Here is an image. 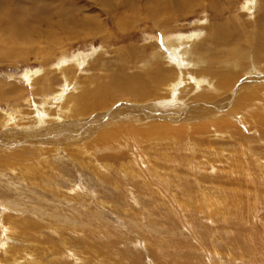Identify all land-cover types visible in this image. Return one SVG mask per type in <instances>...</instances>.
Segmentation results:
<instances>
[{"label":"rangeland","instance_id":"obj_1","mask_svg":"<svg viewBox=\"0 0 264 264\" xmlns=\"http://www.w3.org/2000/svg\"><path fill=\"white\" fill-rule=\"evenodd\" d=\"M140 1L0 0V47L26 52L0 53V264H264V0H201L165 25ZM169 35L197 40L172 44L181 68ZM96 85L101 108L81 112Z\"/></svg>","mask_w":264,"mask_h":264},{"label":"bare ground","instance_id":"obj_2","mask_svg":"<svg viewBox=\"0 0 264 264\" xmlns=\"http://www.w3.org/2000/svg\"><path fill=\"white\" fill-rule=\"evenodd\" d=\"M137 2L138 3V6H139V4H140V0H132V2ZM201 0H148L147 1V5L146 6H148V7H146L145 8V11L143 10V13H140L139 12V14L141 15V16H144L145 14V16L143 17V18H147V20L150 18V19H152V20H154V22H155V25H165L167 22L168 23H173L174 24V22H176L177 21V19L179 18H181L182 16H185V15H187V13H189L190 11H191V9H188L187 8V6H195V5H198L199 4V2H200ZM214 1V0H213ZM209 2H210V4L212 3L210 0H209ZM217 3V2H216ZM203 5H204V3H203ZM209 5V4H208ZM218 5V4H217ZM152 6L153 7H155V8H158V9H163L162 11H160V10H158V9H156V10H152ZM211 6V5H210ZM248 6L249 7H252V8H256V4L255 3H250V4H248ZM213 7V6H212ZM211 7V8H212ZM204 8H206L205 6H204ZM127 15H128V17L132 20V22L134 21V8L132 9V11H130V12H126L125 11V13H124V15H123V18H125V19H127ZM164 18V20L165 21H163V22H158V20H157V18ZM37 18L38 17H36V20L34 19V21L32 22V24L34 25V27H33V29H38L40 26H41V24L42 23H47V24H52V26L54 27L55 25H57L56 23L54 24L53 22H52V20L51 19H49V18H47V17H45L44 19H40V20H37ZM128 18V21H130V19ZM137 18H141L140 16H137ZM162 20V19H161ZM78 21H79V24H80V26H83V27H85L86 25H85V23L87 24L88 23V21H86L85 23H84V20L83 19H78ZM77 21V22H78ZM178 21H180V20H178ZM182 22H183V20H181ZM35 22V23H34ZM62 23V22H61ZM72 23V22H71ZM142 23V22H141ZM73 24H76V23H73ZM63 25H65L64 24V22H63ZM51 26V25H50ZM62 26V25H61ZM163 27H165V26H163ZM212 27V26H211ZM213 27H214V25H213ZM6 29V28H5ZM64 29H67L66 28V26L64 27ZM219 29H223V28H221V26H220V28ZM217 30V29H215V28H213L212 30L215 32V30L218 32V37L221 39V37L219 36V34H221L222 32V30ZM0 30H4V26H2L1 27V25H0ZM60 30V29H59ZM89 30H90V28H88V30L86 29L85 31H86V33H85V36L88 34H90V32H89ZM105 30V29H104ZM177 30V29H176ZM260 30H264V29H260ZM258 31V33H260V35H259V37L257 38L256 37V41H255V43H256V50L258 51H256V53H259V54H262V55H264V31ZM168 31V30H167ZM170 31H172L171 29H170ZM1 32V31H0ZM52 33L53 32H45L44 33V35H46L47 36V38L48 37H51V35H52ZM68 33V32H67ZM71 33V32H70ZM93 34V33H92ZM182 35V34H181ZM192 35H194V34H192ZM190 36V37H188V36H185V37H183V38H181L180 36V38H178V37H176V39L174 38V37H170V35H169V38L168 39H166V40H164V42H166V51H167V53H168V59H170V61H171V63H173L174 65H178V66H180V55L182 56L183 54H184V56H185V51L184 52H182V53H180V51H178V49L179 48H177V50L176 49H172L171 47H172V44H174L175 42H177V41H181V42H179L180 43V45L182 46L183 44V42L186 40V44L188 43V44H190L189 42H191V44L193 43V40H192V38L194 37V36ZM197 35H198V33H197ZM229 35V34H228ZM231 35V34H230ZM68 38H71V35L70 34H67L66 35ZM73 36V35H72ZM92 36V35H91ZM202 36V35H201ZM217 37V38H218ZM42 38V37H41ZM62 38H63V36H62ZM76 38V37H75ZM199 38H200V36H199ZM187 39H189V40H187ZM49 40H50V38H49ZM194 40H196V38L194 37ZM201 40H203V39H201ZM219 40V39H218ZM217 40V41H218ZM46 41V40H45ZM47 41H48V39H47ZM51 41H52V39H51ZM59 41V40H58ZM197 41V40H196ZM195 41V42H196ZM200 41V40H199ZM199 41L198 42H196L197 44L199 43ZM53 42V41H52ZM201 42V41H200ZM207 42V41H206ZM216 42V40H213L212 39V44H214ZM38 43H40V42H38ZM46 43V42H45ZM202 43V42H201ZM4 45L5 44V42H0V45ZM59 44V43H58ZM164 44V43H163ZM176 44V43H175ZM8 45V44H7ZM154 45V44H153ZM192 46V45H191ZM199 46V45H198ZM49 47L50 46H45V52H47L48 51V49H49ZM56 47V46H55ZM158 47V46H157ZM178 47V46H177ZM53 48V47H52ZM184 48V47H183ZM29 49H34L33 48V46L31 45L29 48H28V50ZM36 49H37V47H36ZM182 49V48H181ZM186 49V48H185ZM197 49V48H196ZM44 50V49H43ZM42 50V51H43ZM194 50V49H193ZM31 51V50H30ZM30 51H29V53H30ZM38 51V50H37ZM143 51V50H142ZM154 51V50H153ZM181 51H183V50H181ZM157 52V51H156ZM188 52V51H187ZM190 52H192V50L190 51ZM0 53H3L4 55H5V57H6V59H7V61L8 62H12L13 60H15V59H17V58H23V57H25V55H26V52H23L22 50H20V49H18L17 47L16 48H14V49H11V50H8V49H6L4 46H2V47H0ZM34 53V52H33ZM189 53V52H188ZM193 53V52H192ZM198 54V53H197ZM154 55V54H153ZM158 55V54H157ZM161 55V54H160ZM186 55H187V53H186ZM192 55V54H191ZM207 55V54H206ZM162 56V55H161ZM166 56V57H167ZM189 56L190 55H188V59H189ZM245 56H246V54H245ZM66 57V56H65ZM154 57V56H153ZM191 57V56H190ZM208 57H209V55H208ZM215 57H216V55H215ZM244 57V56H243ZM259 57V56H258ZM182 58H183V56H182ZM181 58V59H182ZM186 58V57H185ZM184 58V59H185ZM192 58V57H191ZM214 58V57H213ZM247 58V57H246ZM65 59V58H64ZM156 59H158L157 58V56H156ZM160 60V64H161V62L163 61L161 58H159ZM194 59H196V58H194ZM193 59V60H194ZM211 60H212V58H210ZM162 60V61H161ZM214 60H215V58H214ZM238 60V59H237ZM251 60V59H250ZM46 61V60H45ZM184 61V60H183ZM60 62V61H59ZM63 62H65V61H63ZM68 62H69V60H68ZM67 62V63H68ZM186 62V61H185ZM199 62V61H198ZM201 62V61H200ZM204 62V61H203ZM262 62V61H261ZM46 63V62H45ZM47 63H48V61H47ZM74 63V62H73ZM164 63V62H163ZM188 63H189V61H188ZM193 63V62H192ZM63 64H66V62L65 63H62V64H59V66H58V69L60 70V71H64V69H65V65H63ZM69 64H71V62L69 63ZM69 64H67V65H69ZM173 64H172V66H173ZM183 64V63H182ZM264 64V63H263ZM263 64H261V65H263ZM191 64H189V66H190ZM216 65H218V64H216ZM161 66L162 65H158V68L156 69V73H158V72H161L162 70H163V68H161ZM169 65H167V67H168ZM175 66V67H176ZM177 66V67H178ZM182 66V65H181ZM181 66L179 67V68H181ZM197 66V65H196ZM219 67H220V65H218ZM217 66V67H218ZM67 67V69H68V66H66ZM163 67V66H162ZM166 67V68H167ZM199 67V66H198ZM168 68H170V67H168ZM173 68V67H172ZM196 68V67H195ZM221 68V67H220ZM223 68V67H222ZM197 70H198V68H197ZM196 70V71H197ZM184 71V70H183ZM199 71V70H198ZM39 70L38 71H36L35 70V72H33V73H29V74H26V76H25V80L27 81V82H32V80L34 81L36 78H37V76H38V74H39ZM48 72H50V71H48ZM53 72V71H52ZM146 72V71H145ZM190 72H191V70H190ZM193 72H195L194 70L192 71V73ZM133 73V72H132ZM142 73V72H141ZM147 73H148V71H147ZM154 73V72H153ZM150 74V73H149ZM195 74V73H194ZM197 74V73H196ZM140 75V74H139ZM144 75H146V74H144ZM151 75V74H150ZM169 75V74H168ZM182 75H184V74H182ZM201 75V74H200ZM141 76V75H140ZM147 76V75H146ZM197 76V75H196ZM113 77V76H112ZM128 77V76H127ZM135 77V76H134ZM136 77L137 78H139V80H140V77H138L137 75H136ZM136 77H135V79H136ZM144 77V76H143ZM154 77V76H153ZM190 77V76H189ZM132 78V77H131ZM131 78H128L125 82L124 81H118V77H115L114 76V78H113V81H112V86H113V89L114 88H117V89H119V88H124L125 87V83H129V85H130V90H132L133 92H135V96L137 97V99L139 98V99H141L142 101L143 100H146V99H148V97H149V94L151 93V91H150V93L149 94H147V91L145 90V86H146V84H147V82L146 81H144V82H140V84H136V85H134V83H133V81H131ZM147 77H145V79L144 80H147L146 79ZM149 78H151V77H149ZM160 78H161V76H160ZM199 78V77H198ZM164 79V78H163ZM184 79H185V77H184ZM229 80H231L230 78H228ZM228 79H225V81H228ZM142 80V79H141ZM166 80H168V79H166ZM197 80V79H196ZM185 81H187L186 79H185ZM191 81H192V78H191ZM194 81V80H193ZM139 82V81H138ZM137 82V83H138ZM169 82V81H168ZM200 82V81H199ZM205 82V81H204ZM208 82V81H207ZM106 83H108V82H106ZM186 83V82H185ZM202 83V82H201ZM206 83V82H205ZM199 84V83H198ZM151 85H152V83H151ZM174 85V84H173ZM97 86V85H96ZM154 86V85H153ZM197 86V85H196ZM164 87H166V86H164ZM192 87V86H191ZM156 89V88H155ZM199 89H200V87H199ZM88 90H89V88H88ZM92 90V89H91ZM94 90V89H93ZM109 89H107V87L106 86H97V88H96V90H94L93 92H86V93H82L81 92V94H83V96H81L80 98L78 97L79 96V94H78V99H79V106H81V112L82 111H84V112H86V113H91L93 110H96V109H98L100 106L98 105L96 108H94L93 109V101H94V99L95 100H97L96 98H97V96L98 95H100V96H103L107 91H108ZM161 90V89H160ZM170 90V89H169ZM216 90V89H215ZM86 91V90H85ZM90 91V90H89ZM114 91H115V89H114ZM114 91H113V94H114ZM159 91V90H158ZM176 91V90H175ZM159 93H160V91H159ZM154 94H156V93H154ZM112 95V94H111ZM60 96H62V94L60 95ZM110 97V96H109ZM160 97V96H159ZM175 97V96H174ZM106 98H108V97H106ZM105 98V99H106ZM113 98V97H112ZM55 99V98H54ZM54 99H52V100H54ZM73 99V98H72ZM109 101V100H108ZM111 101H113V99L111 100ZM133 101V100H132ZM73 102H74V100H73ZM97 102V101H96ZM98 102H100V101H98ZM110 102V101H109ZM141 103V102H140ZM74 104L75 103H73V105L72 106H74ZM104 104V103H103ZM77 105V104H76ZM166 106V105H165ZM164 106V107H165ZM104 107V106H103ZM102 107V108H103ZM162 107H163V105H162ZM69 108V107H68ZM71 108V107H70ZM69 108V109H70ZM101 108V107H100ZM105 108V107H104ZM107 108V107H106ZM60 109H62V108H60ZM93 109V110H92ZM80 110V109H79ZM102 111V110H101ZM70 112V111H69ZM72 112V111H71ZM70 112V113H71ZM83 112V113H84ZM95 112V111H94ZM97 112V111H96ZM67 115V114H66ZM69 115V114H68ZM81 115V114H80ZM98 115V114H97ZM96 115V116H97ZM100 115V114H99ZM64 116V115H63ZM62 116V117H63ZM77 116H79V115H77ZM94 116V115H93ZM67 117V116H66ZM21 118L23 119V117L21 116ZM93 118V117H92ZM96 118V117H95ZM94 119V118H93ZM20 120V119H19ZM11 121H14V120H11V118H10V123H11ZM22 121V120H21ZM9 123V127H10V125L12 124H10ZM13 124H14V122H13ZM12 124V126L14 127V125ZM16 126V125H15ZM18 127V126H17ZM12 128V127H11ZM13 129V128H12ZM191 144V143H190ZM193 149V148H192ZM192 149L190 148V150L192 151ZM221 155V154H220ZM193 159H194V157H193ZM195 160V159H194ZM230 160V159H229ZM221 161L219 160V163H220ZM195 163H197V161L195 162ZM200 165V164H199ZM214 166V165H213ZM196 168V167H195ZM216 168V167H215ZM218 169V168H217ZM245 169V168H244ZM2 175V174H1ZM179 182H180V180H179ZM199 183V182H198ZM181 184V183H180ZM179 187H180V185H178ZM216 193V192H215ZM188 194V193H187ZM203 195H204V193H203ZM206 195V194H205ZM204 195V196H205ZM210 199V198H209ZM213 199H215V197H213ZM225 199V198H224ZM217 200V199H216ZM223 200V199H222ZM210 201V200H209ZM211 201H212V199H211ZM223 203H224V201H223ZM216 204V203H215ZM184 205V204H183ZM217 205V204H216ZM202 206V205H201ZM211 206V205H210ZM206 207V206H205ZM203 209V208H202ZM202 209H200V210H202ZM212 209V208H211ZM3 262V261H2Z\"/></svg>","mask_w":264,"mask_h":264}]
</instances>
